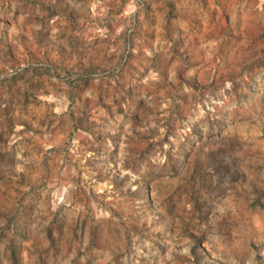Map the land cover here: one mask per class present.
<instances>
[{
    "label": "rangeland",
    "instance_id": "rangeland-1",
    "mask_svg": "<svg viewBox=\"0 0 264 264\" xmlns=\"http://www.w3.org/2000/svg\"><path fill=\"white\" fill-rule=\"evenodd\" d=\"M0 264H264V0H0Z\"/></svg>",
    "mask_w": 264,
    "mask_h": 264
}]
</instances>
